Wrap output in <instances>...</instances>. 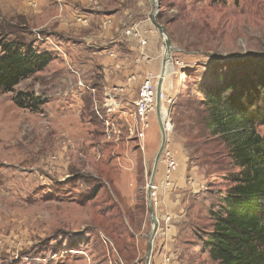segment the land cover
Instances as JSON below:
<instances>
[{
  "label": "rangeland",
  "instance_id": "obj_1",
  "mask_svg": "<svg viewBox=\"0 0 264 264\" xmlns=\"http://www.w3.org/2000/svg\"><path fill=\"white\" fill-rule=\"evenodd\" d=\"M56 1L0 0V45H31L52 58L13 92L0 91V264H144L152 229L146 190L161 143L155 106L146 129L134 118L147 66L134 69L132 62L123 70L130 73L123 108L107 112V104L115 108V90L96 61L71 49L73 63L66 64L55 50L38 47L32 30L53 28L55 11H92L97 36L109 30L128 38L126 30L137 27L161 56L151 20L156 9L151 0ZM156 2L155 21L177 49L161 102L162 152L175 168L166 176L161 153L150 202L160 218L148 264H216L201 237L212 224L209 210L239 169L206 128L203 96L218 77L252 78L264 70V0ZM19 92L39 99L36 112L15 105ZM255 132L264 139V125Z\"/></svg>",
  "mask_w": 264,
  "mask_h": 264
},
{
  "label": "trees",
  "instance_id": "obj_2",
  "mask_svg": "<svg viewBox=\"0 0 264 264\" xmlns=\"http://www.w3.org/2000/svg\"><path fill=\"white\" fill-rule=\"evenodd\" d=\"M19 46L0 45L3 93L13 92L52 59L31 45L25 50ZM256 73L244 79L237 75L218 77L217 84L207 87L203 96L206 128L224 144L229 159L239 169L231 176L232 185L209 210L212 224L201 237L202 250L216 264H264V139L255 132V126L264 125V70ZM13 102L32 112L40 105L29 92L17 93Z\"/></svg>",
  "mask_w": 264,
  "mask_h": 264
},
{
  "label": "crops",
  "instance_id": "obj_3",
  "mask_svg": "<svg viewBox=\"0 0 264 264\" xmlns=\"http://www.w3.org/2000/svg\"><path fill=\"white\" fill-rule=\"evenodd\" d=\"M83 1L82 4L90 0ZM57 2L58 1L55 0V4H57ZM91 12L92 11L82 13L81 11L79 13H74L66 9L60 12L55 11L51 18V21L55 23L53 28L50 29L52 26H42L33 28L32 32L37 36L38 47L43 45L42 47H44V49L50 48L55 50V58L63 55L67 60L66 64L73 63L71 60L73 57L71 53L67 51L71 49L73 51H83L88 55V59L91 58L95 60L96 65L100 67L102 81L107 84L106 86L115 90L113 93L109 92L112 99H115V102H113L115 108H112V110H122L123 106L119 99L121 95H125L128 89L127 78H129L128 76L130 75L129 71L127 74V72L123 70L133 62L134 69H141L147 66L144 69L146 72L145 74H154L155 71L151 70V68L157 70L156 66L159 68L158 73H160L162 55L159 56L153 41L151 42L149 39H144L146 44L144 46H139L132 37L125 38L123 30L121 32V34H123V36L121 35L122 38L120 35V38L117 35H111L109 30H104L102 35L97 36L95 34L96 27L94 26V19L97 14H92ZM55 38L59 40H55ZM57 42H60L62 45H59ZM139 53H143L145 57L141 58ZM128 61L129 63H127ZM69 73L73 74L72 72H68L67 76H70ZM119 75L121 77L120 79L118 78ZM92 89L93 88H87L88 91ZM151 131L152 130L148 132V136H151Z\"/></svg>",
  "mask_w": 264,
  "mask_h": 264
},
{
  "label": "water",
  "instance_id": "obj_4",
  "mask_svg": "<svg viewBox=\"0 0 264 264\" xmlns=\"http://www.w3.org/2000/svg\"><path fill=\"white\" fill-rule=\"evenodd\" d=\"M151 3L153 4V7L156 9V11H154L151 14L152 24L158 30L160 41H161L162 47L164 48V54L162 56L161 71H160V76L158 78L157 85H156V96H155V114H156L158 128H159L160 135H161V143H160L159 150H158V152H157V154H156V156L154 158L153 167H152V171H151V175H150V180H149V183H148V186H147V190H146L147 191L146 193H147L148 213H149V217H150V222L152 224V229H151V232H150V235H149V239H148V242H147V250H146V253H145L144 264H148L149 263L150 252H151V248H152L153 239H154V237H155V235L157 233V229H158V221H157V218H156V216L154 214L152 206L150 204V202H151L150 191H151L152 182L154 180L156 167H157L160 155L162 153V150H163V148L165 146V142H166V134H165V129H164V123H163V121L161 120V117H160V106H161V100H162L161 99L162 76L164 74V67H165V63H166L167 59H171L172 52L177 51L176 48L172 47V45L170 43V40L168 38V35H167L165 27L160 25V24H158L155 21V15H156V12H157V2H156V0H151Z\"/></svg>",
  "mask_w": 264,
  "mask_h": 264
},
{
  "label": "built area",
  "instance_id": "obj_5",
  "mask_svg": "<svg viewBox=\"0 0 264 264\" xmlns=\"http://www.w3.org/2000/svg\"><path fill=\"white\" fill-rule=\"evenodd\" d=\"M137 27H131L126 30V35L135 39L139 46H144L146 41L141 39L139 36L140 34L137 33ZM141 58L145 56L143 53H139ZM159 75L148 73L142 80V83L139 86L137 98L134 101V118L140 124L141 130H144L148 127V118L149 115L152 113L154 106H155V96H156V85L158 81ZM165 97L161 92V99L163 100ZM107 112L112 111V105H106ZM161 160L165 163L166 166V176L174 170L175 162L169 156V153L162 152ZM153 195V194H152ZM151 195V196H152ZM166 218V219H165ZM163 219L164 223L167 225L170 222L169 217H165ZM159 225V223H158Z\"/></svg>",
  "mask_w": 264,
  "mask_h": 264
},
{
  "label": "bare ground",
  "instance_id": "obj_6",
  "mask_svg": "<svg viewBox=\"0 0 264 264\" xmlns=\"http://www.w3.org/2000/svg\"><path fill=\"white\" fill-rule=\"evenodd\" d=\"M162 50H163V53H162V56H163V54H164V48L163 47H162ZM160 71H161V68H160ZM173 72H174V67L172 65L171 59H167V61L165 63V67H164V74L162 76V87H161V92L163 93L164 97L169 92L170 77L173 74ZM157 75L160 76V73ZM161 102H162V100H161ZM166 115H167L166 109L163 107V105H161L160 106V117H161L162 121H163L162 116H166ZM163 123H164V121H163ZM164 129H165V123H164ZM165 134H166V132H165ZM150 194H151V191H150Z\"/></svg>",
  "mask_w": 264,
  "mask_h": 264
}]
</instances>
